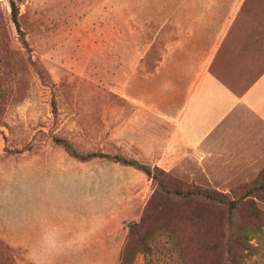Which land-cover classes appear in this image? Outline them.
Segmentation results:
<instances>
[{
  "label": "rangeland",
  "instance_id": "1",
  "mask_svg": "<svg viewBox=\"0 0 264 264\" xmlns=\"http://www.w3.org/2000/svg\"><path fill=\"white\" fill-rule=\"evenodd\" d=\"M240 1L22 0L20 33L10 0H0V264H119L128 226L140 220L155 182L108 157L81 160L66 143L83 156L157 166L172 126L134 98L164 94V60L179 68L204 51L213 25H197L190 41L189 19L237 14L232 4ZM253 127L259 131H244L216 154V166L176 160L167 177L241 195L264 169V118ZM169 210L184 259L216 264L222 211L196 203ZM28 237L68 246H22ZM154 243L134 264L179 262L163 239ZM244 264H264V240Z\"/></svg>",
  "mask_w": 264,
  "mask_h": 264
},
{
  "label": "crops",
  "instance_id": "2",
  "mask_svg": "<svg viewBox=\"0 0 264 264\" xmlns=\"http://www.w3.org/2000/svg\"><path fill=\"white\" fill-rule=\"evenodd\" d=\"M232 6L240 11L189 19V25H196L189 28L190 41L200 30L197 25H213L211 32L205 31L212 36L204 42V51L194 60H181L179 68L175 59L164 60L158 67V73H166L164 94L134 98L135 104L172 126L163 154L156 160L167 171L176 160L216 166V154L233 137L259 131L253 126L264 118V0ZM60 236L59 231L56 237ZM21 242L24 247L68 246L54 239L38 243L31 237Z\"/></svg>",
  "mask_w": 264,
  "mask_h": 264
},
{
  "label": "trees",
  "instance_id": "3",
  "mask_svg": "<svg viewBox=\"0 0 264 264\" xmlns=\"http://www.w3.org/2000/svg\"><path fill=\"white\" fill-rule=\"evenodd\" d=\"M10 0L11 20L22 33L19 21L20 2ZM25 40V39H24ZM66 149L75 157L85 160L97 156L108 157L118 162L143 170L155 182L156 189L147 203L139 221L131 222L120 254L119 264H134L138 254L150 255L156 241L163 239L179 256L176 264H194L184 254V238L181 230L169 220L170 205L196 203L200 208H218L222 211V244L216 264H244L248 254L253 253L264 240V169L259 180L247 185L241 195L230 196L192 184H181L169 179V171L151 166L122 155L91 153L83 156L69 144ZM201 218L203 215H197ZM256 240V244L252 240Z\"/></svg>",
  "mask_w": 264,
  "mask_h": 264
}]
</instances>
